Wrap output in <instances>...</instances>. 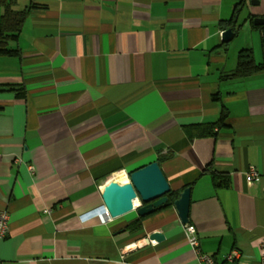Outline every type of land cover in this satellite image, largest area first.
<instances>
[{
  "label": "crops",
  "instance_id": "obj_1",
  "mask_svg": "<svg viewBox=\"0 0 264 264\" xmlns=\"http://www.w3.org/2000/svg\"><path fill=\"white\" fill-rule=\"evenodd\" d=\"M15 2L35 7L8 45L16 54L0 56V86L23 90L0 91V264H196L173 205L143 218L92 213L117 177L152 162L170 192L190 189L203 253L260 264L264 73L222 76L242 49L264 61L253 28L264 26L251 22L264 0ZM228 28L237 34L223 46ZM250 168L258 180L247 186Z\"/></svg>",
  "mask_w": 264,
  "mask_h": 264
},
{
  "label": "water",
  "instance_id": "obj_2",
  "mask_svg": "<svg viewBox=\"0 0 264 264\" xmlns=\"http://www.w3.org/2000/svg\"><path fill=\"white\" fill-rule=\"evenodd\" d=\"M254 26H264V17L253 18ZM234 37L231 28L221 34V42L229 43ZM128 181L112 183L103 194L102 205L111 219L120 217L131 211H136L141 218L155 211L166 208L170 187L162 174L157 162H152L142 168L126 174ZM190 189L186 188L178 194L172 203L182 224L188 223ZM148 238L161 242L164 236L159 232H152Z\"/></svg>",
  "mask_w": 264,
  "mask_h": 264
},
{
  "label": "trees",
  "instance_id": "obj_3",
  "mask_svg": "<svg viewBox=\"0 0 264 264\" xmlns=\"http://www.w3.org/2000/svg\"><path fill=\"white\" fill-rule=\"evenodd\" d=\"M33 7L35 6L32 5L22 9H17L15 0H0V56H13L16 54V51L10 49L8 45L9 43L16 41V39L18 38V35L22 28V24L29 13V9ZM233 26L234 24H231L232 28ZM253 28L259 29L262 33L264 32V27ZM236 34L237 31H235L234 36H236ZM262 43L264 46V36L262 37ZM228 44L229 43H225L223 44V46H226ZM260 72L264 73V61L262 63H255L251 50L242 49L237 53L235 69L231 72V74L222 76V79L245 78ZM5 89L17 93L23 92L21 88L15 86H8L7 88H3L2 86H0V91H3ZM226 118L227 114L222 110L219 116L218 123L223 124ZM212 181L216 187H223L228 184L227 177L221 175H212ZM177 197L178 193L170 192L168 194V203L166 207H170L172 203L177 199ZM133 225L135 226L134 230H140V219L134 222Z\"/></svg>",
  "mask_w": 264,
  "mask_h": 264
},
{
  "label": "built area",
  "instance_id": "obj_4",
  "mask_svg": "<svg viewBox=\"0 0 264 264\" xmlns=\"http://www.w3.org/2000/svg\"><path fill=\"white\" fill-rule=\"evenodd\" d=\"M245 183L247 186H251L258 180V173L255 172L254 169L250 168L246 174H244ZM126 181H128V177L126 175ZM44 213H48V210H45ZM95 214L101 216L105 221H110L111 218L109 217L106 209L103 206H100L96 210H94ZM182 231L185 236L186 242L190 251L193 253L195 257L196 264H216L213 257L209 254L203 253L200 249L198 234L195 228L191 225L183 224ZM8 233V215L5 210L0 211V240L5 238ZM261 248L263 249V254L261 256L260 264H264V238L260 244ZM125 250H130L131 246L127 245L124 247ZM237 254L235 252L227 255L225 257L226 263H231L236 258Z\"/></svg>",
  "mask_w": 264,
  "mask_h": 264
},
{
  "label": "rangeland",
  "instance_id": "obj_5",
  "mask_svg": "<svg viewBox=\"0 0 264 264\" xmlns=\"http://www.w3.org/2000/svg\"><path fill=\"white\" fill-rule=\"evenodd\" d=\"M237 42V43H236ZM238 44V45H237ZM243 42L241 41V40H239V41H234V43L232 44V47H230L231 49H233V50H235V47H237L236 49V51H239L240 49H242L243 48ZM235 56V54L233 53L232 54V60H234L233 59V57Z\"/></svg>",
  "mask_w": 264,
  "mask_h": 264
},
{
  "label": "bare ground",
  "instance_id": "obj_6",
  "mask_svg": "<svg viewBox=\"0 0 264 264\" xmlns=\"http://www.w3.org/2000/svg\"><path fill=\"white\" fill-rule=\"evenodd\" d=\"M116 181H118V183L122 182L123 180L120 179L119 177H117Z\"/></svg>",
  "mask_w": 264,
  "mask_h": 264
}]
</instances>
